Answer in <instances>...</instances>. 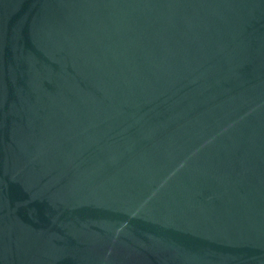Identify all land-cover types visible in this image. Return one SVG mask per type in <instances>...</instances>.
Listing matches in <instances>:
<instances>
[{
  "label": "water",
  "instance_id": "95a60500",
  "mask_svg": "<svg viewBox=\"0 0 264 264\" xmlns=\"http://www.w3.org/2000/svg\"><path fill=\"white\" fill-rule=\"evenodd\" d=\"M0 264H264V0H0Z\"/></svg>",
  "mask_w": 264,
  "mask_h": 264
}]
</instances>
